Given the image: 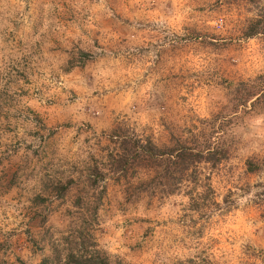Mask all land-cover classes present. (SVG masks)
<instances>
[{"label":"rangeland","instance_id":"374dc122","mask_svg":"<svg viewBox=\"0 0 264 264\" xmlns=\"http://www.w3.org/2000/svg\"><path fill=\"white\" fill-rule=\"evenodd\" d=\"M263 6L0 0V264H264ZM120 137L216 153L166 182Z\"/></svg>","mask_w":264,"mask_h":264},{"label":"trees","instance_id":"16d2710c","mask_svg":"<svg viewBox=\"0 0 264 264\" xmlns=\"http://www.w3.org/2000/svg\"><path fill=\"white\" fill-rule=\"evenodd\" d=\"M260 11V10H259ZM264 6L261 7V12L255 16V18L248 21L244 36L253 37L258 34L264 33ZM262 94L256 98V102L260 103L264 101V89ZM260 93L253 94L252 96H257ZM121 146L124 145L127 152L119 156L116 164L119 170H127L129 166L133 163L142 165L143 167H148L150 171L155 172L154 174L159 175L161 171L165 173L166 182L169 179H173V174L179 173V175L186 174L190 163H210L214 161L213 155L214 151H203L194 148L187 147L184 143L175 146L169 150H163L156 147L152 141L149 139L139 140L133 138H122L120 137ZM166 152V153H165ZM253 164V163H250ZM191 165V164H190ZM159 168V169H158ZM161 168V169H160ZM156 175V176H157ZM172 185V184H171ZM171 185H166V189H170ZM68 264H110L105 258H101L98 255L91 256L88 259L80 260L79 262H68Z\"/></svg>","mask_w":264,"mask_h":264},{"label":"clouds","instance_id":"9594fccd","mask_svg":"<svg viewBox=\"0 0 264 264\" xmlns=\"http://www.w3.org/2000/svg\"><path fill=\"white\" fill-rule=\"evenodd\" d=\"M159 2H161L162 4H166L168 2V0H159ZM190 2V0H184V3L188 4ZM157 15L160 14V12H156ZM254 102V101H253ZM158 251V249H153V252Z\"/></svg>","mask_w":264,"mask_h":264}]
</instances>
